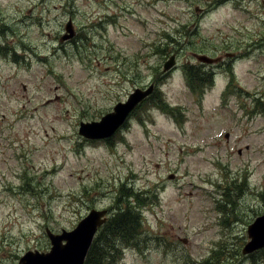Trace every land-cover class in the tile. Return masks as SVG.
<instances>
[{
  "label": "rangeland",
  "instance_id": "1",
  "mask_svg": "<svg viewBox=\"0 0 264 264\" xmlns=\"http://www.w3.org/2000/svg\"><path fill=\"white\" fill-rule=\"evenodd\" d=\"M192 48L229 59L207 78L187 65ZM154 83L112 137L80 133ZM118 192L144 233L116 264H198L224 248L230 264H264V246L243 252L264 213V0H0V264L49 251L48 230L93 209L107 224L127 207Z\"/></svg>",
  "mask_w": 264,
  "mask_h": 264
},
{
  "label": "water",
  "instance_id": "2",
  "mask_svg": "<svg viewBox=\"0 0 264 264\" xmlns=\"http://www.w3.org/2000/svg\"><path fill=\"white\" fill-rule=\"evenodd\" d=\"M67 33L61 40H68L75 35L72 21L66 25ZM174 65L173 57L165 63L166 69ZM154 89L150 85L147 89L138 88L132 92L126 101L118 102L113 111L104 115L100 121L82 123L80 133L89 139H106L111 137L125 124L131 112L149 96ZM108 211L93 209L72 230H62L54 233L48 230L52 247L49 251L36 250L29 252L27 259L23 258L21 264H85V259L92 244L97 229L106 221ZM248 234L251 240L244 246L243 252L248 253L264 246V214L257 217L249 225Z\"/></svg>",
  "mask_w": 264,
  "mask_h": 264
},
{
  "label": "trees",
  "instance_id": "3",
  "mask_svg": "<svg viewBox=\"0 0 264 264\" xmlns=\"http://www.w3.org/2000/svg\"><path fill=\"white\" fill-rule=\"evenodd\" d=\"M176 42H178L177 39ZM124 188L125 187H121V190H124ZM230 194L231 193H229V195ZM117 195H123V197H118V199L116 200L117 205L119 202L125 200L127 201V207H120L115 216L111 218L109 222L105 225V227L102 229V232L105 234L108 231V233H113L116 237H124L125 240L123 243H120V248L109 244L106 240L107 235L105 234V238H102L101 240H96L98 242L97 244L95 243V241L93 242L94 244H92L89 250V253L85 260V264H116V262L118 261L116 259H119L121 252H124V248L129 246L131 242H134L135 239L136 241H138L139 239L138 236H140L142 232V224L137 209H135V206L133 207L132 205V203L134 204L135 200L134 196H128L126 194L124 195L119 192L117 193ZM223 205L225 206V204ZM102 232H100V234H102ZM224 247L225 246H222L221 248ZM231 259L234 260L235 258L231 257ZM198 264H230L227 259V248H224L222 250L220 256H214L210 260Z\"/></svg>",
  "mask_w": 264,
  "mask_h": 264
},
{
  "label": "flooded vegetation",
  "instance_id": "4",
  "mask_svg": "<svg viewBox=\"0 0 264 264\" xmlns=\"http://www.w3.org/2000/svg\"><path fill=\"white\" fill-rule=\"evenodd\" d=\"M179 44V43H178ZM177 44V47H184V45L183 44H181V45H178ZM192 53H193V57L195 58V60H197V61H193V63L191 64H187V65H189V66H192V67H194V68H196V69H198V70H201L206 76H207V78H208V76H210V75H212V74H214V73H216V70H215V68H217V67H222L227 61H228V59H229V57H227V56H229V55H227V56H208V57H205V56H203L202 58H199V56H202L201 54H199V52L198 51H196V50H194V48H192ZM177 63L175 62V64L172 66V68H170V69H177ZM218 65V66H217ZM215 66H217V67H215ZM169 69V70H170ZM188 69V72L185 70V69H183L182 71H184L185 73H186V75H187V79H188V83L191 85V83L193 84V85H201L200 84V81L203 79V77H200L199 76V78L194 74V72L195 71H193V69L192 68H187ZM168 70H165V71H163V73H162V76H164V74L167 72ZM231 74H234V71L232 70L231 71ZM200 80V81H199ZM210 79H208V81H209ZM187 83V82H186ZM231 84V81H228L227 82V85H230ZM154 85H156L155 83H154ZM156 87V86H155ZM136 88H147V87H139V86H136L135 87V89ZM134 89V90H135ZM133 90V91H134ZM156 90V89H155ZM131 93V92H130ZM130 93L128 94V96L130 95ZM251 101L253 102V103H255V101H258V98H257V93H255L252 97H251ZM102 238H104L103 237V235L102 234H100L99 235V231L96 233V235H95V238H94V241H95V243L97 244L98 242L96 241V240H101Z\"/></svg>",
  "mask_w": 264,
  "mask_h": 264
}]
</instances>
